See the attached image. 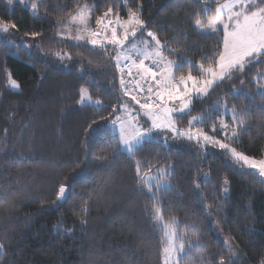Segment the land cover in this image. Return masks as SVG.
I'll list each match as a JSON object with an SVG mask.
<instances>
[{
  "label": "trees",
  "instance_id": "1",
  "mask_svg": "<svg viewBox=\"0 0 264 264\" xmlns=\"http://www.w3.org/2000/svg\"><path fill=\"white\" fill-rule=\"evenodd\" d=\"M222 1L37 0L32 11L0 0V24L17 26L0 33V264H163L164 226L183 241L179 264L264 261V177L202 137L166 130L125 152L109 123L122 104L139 105L136 86L120 84L115 46L58 35L82 5L95 18L130 9L146 21L140 34L152 31L167 45L177 76L200 77L197 65L213 64L222 32L201 33L195 20ZM263 70L260 59L195 96L173 114L176 127L263 160L264 93L252 81ZM81 88L96 104L79 103ZM161 169L168 187L141 178Z\"/></svg>",
  "mask_w": 264,
  "mask_h": 264
},
{
  "label": "snow or ice",
  "instance_id": "2",
  "mask_svg": "<svg viewBox=\"0 0 264 264\" xmlns=\"http://www.w3.org/2000/svg\"><path fill=\"white\" fill-rule=\"evenodd\" d=\"M25 0H20L23 4ZM9 4L13 3V0H8ZM33 9L36 8L34 4ZM112 13V9L109 8L104 14V17L97 19L96 23L101 24L105 17H108ZM129 21L128 25L124 27L123 36L117 35V29L111 28V37L107 40H98L99 35L96 32L90 33V43L93 46L105 44H112L119 47H123L125 41L129 38V27L131 28V35L135 36L137 29L143 31L146 27V21L138 18V14L129 9ZM87 18H83L81 23H86ZM112 21H109L111 24ZM117 23H119L117 21ZM195 26L203 30L205 28L210 29L213 33L222 32V41L219 47V51L212 56L213 64L206 67L203 64L197 65L206 77L201 81L197 77L189 74L186 77L181 76L178 79L172 75L173 62L168 61L164 65H158V69L154 70L152 66L145 63L149 57L145 56L144 59L139 60L138 63L132 62L133 67L136 69V74L140 77L141 81L147 80L148 86L146 89L140 88V91H147L148 96L144 98L145 102L141 103V100L137 96L133 95L131 99L139 105V109L143 111L144 115L151 121L150 127H144L140 124L139 120L135 122H128V125L121 123L119 126V139L121 145L131 151L134 145H140L145 137L150 136L154 131L166 130L173 135H183L192 139L193 136L197 140L201 137L205 143L209 145L218 146L220 150L230 151L232 156L236 160L240 161L243 166L258 171L261 177H264V160L257 162L254 158L249 157L242 151H237L236 148H230L228 144L221 142L220 140H213L207 134L196 132L195 134L183 132L176 127V123L173 119L174 112H184L189 108L192 99L195 96L201 94H207L210 89H213L218 82H222L225 79L231 77L234 73L243 74L245 66L254 59L264 58V0H226L225 3L219 4L215 9V14L208 18L207 25L201 19L195 20ZM9 27L15 29L17 26L13 23L11 25L7 23L0 24V28L7 31ZM107 30L108 25H105ZM33 37L39 35V33H31ZM146 36L154 41L156 46V55L159 56V49L166 47L162 45L159 38L152 31H147ZM79 39H84L80 36ZM59 56V54H57ZM61 59L63 57H60ZM127 59V58H126ZM116 67L121 74L125 71V68L120 64L119 54L116 56ZM129 75H132V68H128ZM11 86L19 87L17 81L14 79L10 81ZM121 86H124L125 81L123 78L120 80ZM191 85V86H190ZM155 87V91H154ZM169 104L178 105L176 107H169ZM114 115V113H113ZM239 123L242 126L245 123L243 117H238ZM105 123L109 121L105 120ZM120 117H116L111 120V126L115 129L117 121H120ZM97 122V127L99 126ZM215 127V126H214ZM227 124H222L221 129L227 131ZM92 129H90L91 131ZM237 131L233 129L232 136L235 137ZM139 166L136 169L137 176L139 177ZM163 171V170H162ZM68 191V186L61 185L59 187L58 199H63ZM151 191V189H149ZM154 195V193H153ZM157 213L159 209L156 210ZM0 248L3 245L0 244ZM184 250V244L181 243L178 246L169 242V246L165 248V264H168L171 259L172 264H179L177 258L179 253ZM220 264H224L223 258L220 260ZM264 264V261H261Z\"/></svg>",
  "mask_w": 264,
  "mask_h": 264
},
{
  "label": "rangeland",
  "instance_id": "3",
  "mask_svg": "<svg viewBox=\"0 0 264 264\" xmlns=\"http://www.w3.org/2000/svg\"><path fill=\"white\" fill-rule=\"evenodd\" d=\"M5 1L8 3V0H5ZM36 1L37 0H25V2L23 4L26 7H28L29 9H31L32 11H34L35 9H33L32 6L36 3ZM225 2H226V0L222 1L219 4H223ZM257 2L259 3L260 0H257ZM15 3L21 4L20 0H13L12 4H9V3L8 4L12 6ZM213 15H211L210 17H212ZM85 17L87 18V22L86 23H81V20L83 18H85ZM101 17H104V14ZM101 17L95 18L93 16L92 10L90 8H88L86 5H82L74 14H72L63 24H61L59 26L58 35H60L62 37H66V38L70 39L71 41H73L75 43H88L90 45H91V43H90V39H91L90 33H92V32H96V33L99 34L97 36L98 40H107V39H109L111 37V28L115 27L117 29V35L120 36V37L123 36L124 27L128 26L126 24V22L129 21V19H130L129 14L127 15V17H125V16H119V15H115V14L111 13L108 17H105L102 20L101 24L98 25L96 23V21H97V19H99ZM138 18H139V16H138ZM208 18L206 20H203L205 25H207ZM110 20L112 21L111 24H109ZM117 21L119 23H117ZM105 25H108L107 30H105V27H104ZM195 28L197 29V31H199L201 33L215 34L210 29H207V28H205L203 30L199 29L196 26H195ZM8 30L4 31L2 28H0V33H6V32H8ZM140 31H141L140 29H137L136 35L132 36L131 35V28L129 27V33H130L129 34V38H128L127 41H125V44H124L123 47H119L118 48L117 46L112 45V44H108V43H105L104 45L115 46V48L117 50L116 56L118 54L120 56V61H119L120 64H121V61H126V60H130L132 62L136 61V63H138L139 60L144 59L145 56H148L149 58L147 60H145L146 64L154 63L156 66H158V65H164L168 61L173 62V71H172L173 77L176 78V79L181 77V75L177 76L176 73H175V68L177 66L176 60L171 58V57H168L166 55V53L164 52V48L165 47H162V48L159 49L160 55L157 56L156 55L157 49H156L154 41L150 40L146 36L147 30L144 31L141 34H140ZM80 36H83L84 39H79ZM9 42H13V39L12 40L10 39ZM162 45H164V44L162 43ZM91 46H93V45H91ZM99 46L100 45L93 46V47H99ZM260 59L264 60V58L254 59L250 63H248L247 65L252 64V63H256ZM116 62H117V60H116ZM157 69H158V67H157ZM158 71H159V69H158ZM205 77H206V74L204 73L203 76H200V77H197V78L202 81ZM263 79H264V70H263L262 73H259V72L256 73L254 75L253 79H252V81L255 82V84H256L255 85L256 91H259L261 93H264V85L260 82ZM80 92H81V97H80V101H79L80 104H85V103L96 104V102L93 101L89 97L88 92H87V90L85 88H81ZM204 95H206V94H201V95H198L196 97H202ZM169 107H170V104H169ZM187 110L188 109H186L185 111H187ZM180 113H182V112H180ZM117 116L120 117L121 120L117 121L115 129H113V127L111 126V123H109V127L111 129V132L113 134L117 135L118 138H119V126H120L121 123H124L125 125H128V122H130V121L134 123L135 120H139L140 124L143 125L144 127H150L151 126V121L148 119V117H146L144 115L143 111L140 110L139 107L135 108L129 103H124V104H122L120 106L116 117ZM159 131H162V130H159ZM154 132L156 133L158 131H154ZM151 135L145 137L144 140L148 139L149 137H151ZM119 141H120V139H119ZM136 146L137 145H134L133 148L131 149V151ZM122 149L125 152H128V153L130 152L128 149H126L123 146H122ZM228 152H229V156H230L231 160L233 161V163L239 164L242 168L249 169V168L243 166L240 161L236 160L235 157L232 156L230 151H228ZM255 160L257 162H259L262 159L261 160L260 159H255ZM162 170L163 169L157 170L155 172L149 171V172H147L145 174H142L141 178L147 184L148 183L149 184L154 183V184H156V185H158L160 187H168L169 186V182L163 177V175L165 174L166 171L165 170L162 171ZM225 191H227V190H225ZM163 228H165V231H164L165 232V234H164L165 235V246H164L163 251H162V263L165 264V258H166L165 257V248H167L169 246V242L171 241L173 245L178 246L179 244L183 243V241L180 239V236L178 235V233H176V231L174 229L170 230L169 227H167V226H164ZM183 253H184V250H183L182 253L178 254V256H177L178 260L180 259V257L182 256ZM168 264H172L171 259H169Z\"/></svg>",
  "mask_w": 264,
  "mask_h": 264
},
{
  "label": "built area",
  "instance_id": "4",
  "mask_svg": "<svg viewBox=\"0 0 264 264\" xmlns=\"http://www.w3.org/2000/svg\"><path fill=\"white\" fill-rule=\"evenodd\" d=\"M149 66H152L154 68V70H157V66L154 63H149ZM121 66L125 68V71L123 72V76L125 78V91H128L130 87L132 86H136L135 89V96H137L138 99L141 100V103L145 102L144 98L146 96L149 95V93L147 91H140V88L143 87L144 89L147 88L148 86V82L147 80L142 81V86H137L136 82H137V74H136V69L133 67L132 61L130 60H126V61H122L121 62ZM131 67L132 68V75H129L128 72V68ZM178 105H174V104H170V107H176Z\"/></svg>",
  "mask_w": 264,
  "mask_h": 264
},
{
  "label": "crops",
  "instance_id": "5",
  "mask_svg": "<svg viewBox=\"0 0 264 264\" xmlns=\"http://www.w3.org/2000/svg\"><path fill=\"white\" fill-rule=\"evenodd\" d=\"M121 62H122V61H121ZM135 62H136V61H135ZM137 77H138L139 81H141V80H140V77H139L138 75H137ZM141 82H142V81H141ZM154 90H155V87H154Z\"/></svg>",
  "mask_w": 264,
  "mask_h": 264
},
{
  "label": "water",
  "instance_id": "6",
  "mask_svg": "<svg viewBox=\"0 0 264 264\" xmlns=\"http://www.w3.org/2000/svg\"><path fill=\"white\" fill-rule=\"evenodd\" d=\"M66 196H67V193H66V195H65V197H64L63 199H59V200H60V201L64 200V199L66 198Z\"/></svg>",
  "mask_w": 264,
  "mask_h": 264
}]
</instances>
